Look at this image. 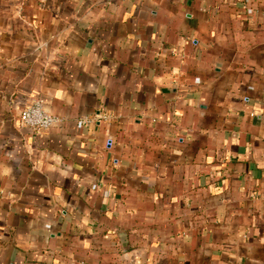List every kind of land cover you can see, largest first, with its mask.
I'll list each match as a JSON object with an SVG mask.
<instances>
[{"label":"crops","instance_id":"obj_1","mask_svg":"<svg viewBox=\"0 0 264 264\" xmlns=\"http://www.w3.org/2000/svg\"><path fill=\"white\" fill-rule=\"evenodd\" d=\"M0 264H264V0H0Z\"/></svg>","mask_w":264,"mask_h":264},{"label":"built area","instance_id":"obj_2","mask_svg":"<svg viewBox=\"0 0 264 264\" xmlns=\"http://www.w3.org/2000/svg\"><path fill=\"white\" fill-rule=\"evenodd\" d=\"M249 13L251 14V11H249ZM61 122V118L53 116L46 111L44 102L41 99L32 100L21 115L22 125L38 133L47 132L51 130L53 126ZM88 122H90L89 119L82 121V123ZM96 187L97 186H94V189H96Z\"/></svg>","mask_w":264,"mask_h":264}]
</instances>
